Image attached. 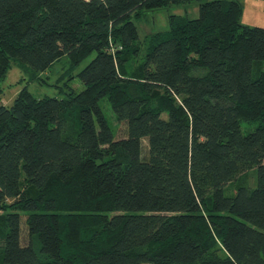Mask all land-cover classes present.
<instances>
[{
    "label": "trees",
    "instance_id": "trees-1",
    "mask_svg": "<svg viewBox=\"0 0 264 264\" xmlns=\"http://www.w3.org/2000/svg\"><path fill=\"white\" fill-rule=\"evenodd\" d=\"M192 1L0 0V81L95 53L63 97L0 85V264H264V27L194 0L142 51L132 20Z\"/></svg>",
    "mask_w": 264,
    "mask_h": 264
},
{
    "label": "rangeland",
    "instance_id": "rangeland-1",
    "mask_svg": "<svg viewBox=\"0 0 264 264\" xmlns=\"http://www.w3.org/2000/svg\"><path fill=\"white\" fill-rule=\"evenodd\" d=\"M240 1L243 6L240 23L264 27V0ZM172 14L195 18L199 14L198 2L193 0L189 3L170 5L154 11L143 12L139 17H133L132 20L137 26L142 51L145 50L151 35L168 30L169 15ZM94 54V52L90 53L73 67H71L67 55H62L49 67L41 71L32 70L28 65L21 64L17 59H11L10 66L0 81L2 88L1 100L4 103H10L12 98L23 88L37 98L45 96L63 97L68 86L75 91H79L82 88V83L76 73L92 59ZM100 106L114 136L117 137V133L120 136L123 135L124 126L123 124H117L118 121L115 119L109 102L102 99ZM245 128L248 129L249 126L245 125ZM249 175L252 177L250 180L253 182L256 177V170L251 169ZM21 240L23 243L28 242L24 229L21 233Z\"/></svg>",
    "mask_w": 264,
    "mask_h": 264
}]
</instances>
